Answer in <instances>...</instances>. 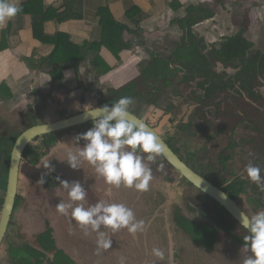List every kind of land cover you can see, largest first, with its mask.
I'll list each match as a JSON object with an SVG mask.
<instances>
[{
  "label": "rangeland",
  "instance_id": "374dc122",
  "mask_svg": "<svg viewBox=\"0 0 264 264\" xmlns=\"http://www.w3.org/2000/svg\"><path fill=\"white\" fill-rule=\"evenodd\" d=\"M231 1L226 0V3L221 6H215L216 11L218 10L222 15L216 18L214 27L206 24L201 28L202 31L215 28L216 35L212 36L207 33L205 34L206 39H221L227 31L231 32L234 29L231 23L233 16L238 23L242 22V17L236 15L235 4ZM160 28L162 29V27ZM161 29H153L151 34L154 35L149 38L141 36V46L137 47L135 54L146 51L148 58L151 56L150 53L148 54V50L154 54L162 55L167 54L170 50L172 52L176 50L182 41V35L170 34V29ZM260 30L264 31V26L258 27L250 35L259 48L261 47L259 46ZM159 31L164 32L161 34ZM133 56L131 55V59H128L129 63L126 66L131 65ZM94 61L95 59L92 64ZM23 65L28 78L25 79L20 92L17 93L19 95L12 99L2 100L4 94H0V136L8 135L6 137L10 141L16 134L20 135L33 126L75 116L88 111V107L98 108L102 100L109 99V89L114 88L113 86L118 82L113 77L100 79L96 75L93 65L90 67L83 63L82 75L73 77L77 89L71 92L69 98L55 103L49 96L50 80L44 82L42 74L33 71L26 61L23 62ZM126 70L130 73L135 69ZM216 71L219 76L226 77L227 81L233 82L237 74L240 73V71L225 69L223 66H217ZM73 73L75 74L74 71ZM182 77H178L176 85L169 89L164 96L155 97L159 99L155 100L154 98L151 100L153 102L149 100L143 106L134 104L131 110H139L141 118L155 126L158 132L167 139L180 135L182 139L179 140V144L184 157L188 161H194V166H197L200 171L206 172L207 163L211 161V158L216 166L218 154L228 147L231 140H234L237 142V146L232 149L231 153L233 157L231 176L240 175L244 179H249L245 168L249 163H252L262 169L261 175L264 177V101L259 105L245 94L240 97L234 92H228L219 97L213 96L216 97L214 103L211 107H207L205 104L198 103L201 98H205V93L197 88L198 82L191 83L187 92L181 91L178 95L177 86H179ZM240 84L242 82L235 84L238 90H240ZM3 88H7V86L1 82L0 89ZM258 92L262 94L259 99L264 100V86ZM246 98L249 105L254 108L248 105L249 108L245 112L237 101ZM217 106L220 109V114L233 106L235 115L238 117L234 121L221 118L214 112ZM167 110L170 111L169 115H165ZM211 119L214 121L212 122ZM185 125L189 126L185 129L186 132L183 131ZM220 125L221 127H219ZM92 127L85 125L57 134L58 142L50 150L44 145L42 146V141L35 144L36 147L42 146L41 152L47 153V155L38 166L33 167L28 162L25 167L26 171L21 179L22 204L14 215L4 246L5 250H9L10 247L26 245L39 247L37 245L38 235L46 231L48 225H51L59 249L65 251L73 259V264H242L244 254L241 249L243 244H239L238 238L234 235L232 237L231 234L220 232V240L216 241L213 246L214 251L208 252L197 246L180 231L176 219L179 209H182L195 221H204L206 217L201 214L199 209L201 207L198 208L193 202L198 195L197 189L179 173H175L171 177L167 176L158 169H153L146 161L152 170V180L148 190L141 192L134 188L119 189L105 186L107 184L104 179L95 172L92 165L83 160L80 162L79 169H72L67 162L68 154L77 152L79 147H83L85 143L81 140L77 145L75 137L87 132ZM223 127H229L233 133L223 132ZM195 149L203 150L199 156L198 154L193 156L192 153L195 152ZM250 152L255 153V156L250 157L248 155ZM201 154H203V158H200ZM195 161H201L202 164ZM0 163H3V160L0 159ZM54 174H59L61 180L81 183L87 190L86 207L100 201L125 204L133 210L136 220L144 222V230L131 234L127 229H121L113 233L111 229L102 226L101 231L105 232L107 238L112 239V247L108 250H98L97 232L89 230V234L85 235L84 229L72 220L71 210L67 216L56 211L55 206L61 200L65 203H71V201L62 187L56 190L45 189L47 188L45 178ZM42 179L44 183L40 184ZM4 186L5 180L1 184L2 188ZM253 187L256 189V198L259 197L258 195L261 197L263 195L264 199V191ZM252 197L246 198L242 206L250 216L260 211L257 208L258 203L255 201V196ZM2 200H4V194L0 193V206ZM153 248L163 251V259L152 254ZM3 255L7 258H4ZM10 263L11 259L8 258V254L0 252V264Z\"/></svg>",
  "mask_w": 264,
  "mask_h": 264
},
{
  "label": "trees",
  "instance_id": "16d2710c",
  "mask_svg": "<svg viewBox=\"0 0 264 264\" xmlns=\"http://www.w3.org/2000/svg\"><path fill=\"white\" fill-rule=\"evenodd\" d=\"M44 1L45 0H29L26 5L21 7L23 10L17 16L30 17L36 41L56 48L49 58H41L36 52L32 58L26 61L35 72L42 73L50 80L49 96L55 103L64 101L71 96L72 93L66 85L67 74L71 71H77L79 73L82 64L90 55L95 59L93 69L100 79L107 77L115 78L118 77L119 74L114 72V70L101 58L103 49H108L118 60H121L122 55L125 53L135 55L137 47H139V45L141 46V44H139V28L141 26L139 25L144 13L138 7L127 14L128 20L138 25V31H134L131 27L119 23L111 9L101 10L98 13V18L104 30L102 43H86L84 46L78 47L71 44L69 35L59 34L53 39H49L46 35V26L50 23L64 25L77 19L78 21H82L78 18L76 13H74V8L78 0H66V8L63 13L54 9L46 11L44 8ZM223 3H226V0H203L197 6H192L188 9L183 14L184 17H181L174 23V26L180 29L182 35V41L177 46L176 50L173 52L170 50L164 55L160 53L154 54L148 50L147 52L148 54L150 53L151 56L148 58L146 54L141 56L143 59L135 66L137 69L134 74L135 76L131 75L130 80H127V82L110 88L108 91L109 99L102 100L100 104L102 106L111 105L121 97L128 96L133 98V105L137 104V106H143L149 100L153 102L151 100L155 97L164 96L169 89L176 85L179 76L183 77L179 86H177L178 95H180L181 91L187 92L189 89L188 86L192 85L191 83L198 82L197 88L205 93V98H201L200 101H198L201 105L205 104V106L211 107L216 97L228 92H234L240 97L245 94L252 98V100H255V103L259 105L262 104L264 100L259 99V97H262V94L259 93L258 90H261L264 86V31L260 30L259 34L260 48L250 38L251 33L260 25L259 19L261 10L259 5L248 0L234 1L236 15L242 17L241 23L236 21L235 16L232 17L231 23L233 27L236 28L234 34H227L221 39L207 40L200 32L198 33V28L201 25L215 19V6H221ZM184 7L185 4H183L181 0H177L171 4V9L177 14H182L181 12H183ZM4 50L5 48H1V52ZM217 66H223L225 69L233 71H240V73L237 74L234 82L227 81L226 77L218 75L216 71ZM239 82H242V84H240V90L235 86V84ZM1 93L4 94L2 95V100L12 98L7 88L0 89V94ZM156 99L159 98H155V100ZM237 102L239 105H242V110L245 112L249 107L254 108L249 105L247 98ZM201 105L199 106L202 107ZM215 108V114H219L221 118H228L230 121H234V119L236 120L238 117L235 115L233 106H230L228 108L229 110H225L222 114H220L218 106ZM131 109L132 108H130V111L142 117L139 110L133 111ZM169 113L170 111L167 110L165 115H169ZM211 121L213 122L214 120L211 119ZM88 126L92 127L93 123ZM153 127L157 130L155 126ZM187 127L189 126H184V132L187 131L185 130ZM219 127H221V125ZM223 129V132L233 133V130L229 127H223ZM6 136L8 137V135L0 136V159L4 160L2 172L0 173V188L7 176L11 151L19 134H16L12 141ZM163 137L175 152L186 163L192 166L197 173L225 191L232 199L241 205V207L246 198H253L252 196H255V201L258 203L257 208H259L260 211L264 210L263 195L262 197L258 195L259 197L256 198V189L253 186L258 188L257 185L249 179H244L240 175L237 177L231 176L233 169V165H231V160L233 158L231 153L232 149L237 146L236 141L231 140L228 147L218 154L216 166L213 163V158H211V161L207 163L206 172H204L200 171L197 166H194V161H188L184 157L182 147L179 144L181 141L180 139H182L180 135H176L175 137L172 136L170 139H167L165 136ZM42 142V146L44 145L45 148L50 150L57 144L58 139L55 135H49L45 137ZM35 144L31 145L25 154L26 162H29L33 167L38 166L41 160L47 155V153L41 152L42 146L36 147ZM202 150L195 149L192 155L197 156L198 154L199 156ZM200 158H203V154H201ZM195 162L202 164L201 161ZM148 163L153 169L156 168L167 176L171 177L175 173H178L175 167H173L162 154L157 157L154 163ZM60 181L59 175L54 174L51 177L45 178V186L48 189L56 190L60 187ZM197 191L198 195L193 202L198 208L201 207L199 208L200 212L202 215H205L206 220L200 222L193 221L186 213L183 214L182 209H179L176 213V219L180 231L189 237L192 242L197 244V246L202 247L208 252L214 251L213 246L216 242L217 232H222L223 234L225 232L226 234H231L232 237L234 235L238 238L237 241L239 244H244V236L247 235L246 230H244L216 201L201 191ZM21 204L20 200L16 208H19ZM54 237V230L51 225H49L47 233L41 234L37 238L38 242H40V245L45 250H53L56 241ZM5 252L9 253L10 257L13 258L14 264H35L34 262H36V264H43L40 262V258L46 257L31 245L19 246L16 248L11 247ZM61 257L65 258L66 263L73 264V261L66 253L61 254Z\"/></svg>",
  "mask_w": 264,
  "mask_h": 264
},
{
  "label": "clouds",
  "instance_id": "9594fccd",
  "mask_svg": "<svg viewBox=\"0 0 264 264\" xmlns=\"http://www.w3.org/2000/svg\"><path fill=\"white\" fill-rule=\"evenodd\" d=\"M22 10L20 0H0V27ZM133 103V98L124 96L111 105L88 107L85 115L93 120V127L75 137L77 145L81 140L85 143L77 152L68 154L67 162L72 169H79L83 160L92 165L109 186H124L141 192L148 190L152 170L146 161L154 163L163 149L158 136L146 123L131 118ZM248 155L254 157L255 153ZM245 172L249 180L264 191L262 169L249 163ZM39 183L43 184L44 180ZM60 187L67 192L71 203L61 200L55 206L56 211L67 216L71 210L72 220L84 229L85 235L89 234V230L97 232L98 250L112 247V239L101 231L102 226L113 233L121 229H127L131 234L144 230V222L136 220L133 210L125 204L100 201L86 207L87 190L80 182L61 180ZM240 223L247 232L241 249L244 254L242 264H264V210L251 216L241 212ZM152 254L159 259L164 257L159 248H153Z\"/></svg>",
  "mask_w": 264,
  "mask_h": 264
},
{
  "label": "crops",
  "instance_id": "0c3cea01",
  "mask_svg": "<svg viewBox=\"0 0 264 264\" xmlns=\"http://www.w3.org/2000/svg\"><path fill=\"white\" fill-rule=\"evenodd\" d=\"M175 1L177 0H78L74 8V13H76L78 18L82 21H78L77 19L64 25L50 23L46 26V35L49 39L56 38L59 34L69 35L71 38V44L78 47H82L86 43L100 44L104 38V30L100 24L98 13L101 10L111 9L119 23L131 27L134 31H138L140 29L139 44H141V36L149 38L151 35H154L151 34L153 29H161L160 27H162V29L165 28L166 30L170 29V34L180 36L181 31L178 27L174 26V23L181 17H184L183 14L188 9L192 6H197L203 0H181L183 4H185L184 10L181 12L182 14H177L171 9V4ZM248 1L259 5L261 10L259 27H263L264 0ZM28 2L29 0H20V6L22 7L23 5H26ZM231 3L234 4V0H232ZM136 7L141 9L144 13L143 18L140 20L139 26L141 27L139 29L137 24H133L127 18V14L132 12V10ZM44 8L46 11L54 9L63 13L66 8V0H45ZM220 15L222 14H220L217 10L215 19L201 25L198 28V33L200 32L203 36L207 33L212 36L216 35L215 28H210L209 30L204 31H202L201 28L205 27L206 24L214 27V22H216V18ZM31 21L30 17L16 16L12 20L8 21L4 27H0V84L2 82L7 86V90L10 92L9 94L12 98L19 95L17 93H19L20 89L23 87V84L26 81L25 79L28 78L23 62L32 58L36 52L41 58H49L56 49L54 46L44 45L36 41ZM162 32L164 31H159V33L163 34ZM235 32L236 28L234 27L231 32L228 33L227 31L226 35H230L232 33L234 34ZM1 48H5V50L1 52ZM145 52L146 51L137 55L135 54L131 65L128 64L129 66H126V64L129 63L128 59H131L132 54L125 53L122 55L121 60H118L108 49H103L101 53L102 58L114 70V72L119 74L118 77H115V81H118L119 83L116 82L114 86L130 80V76L136 73V64L143 59L141 56L146 54ZM93 60L94 57L91 56L87 58L84 64L91 67L93 65ZM82 66L79 73L74 71V74L73 71H71L67 74L66 85L71 92L77 89V86L73 81V77H80L82 75ZM129 68H133L135 70L129 73L127 72L128 70H126ZM42 76L44 77V82H47L48 79L43 74Z\"/></svg>",
  "mask_w": 264,
  "mask_h": 264
},
{
  "label": "water",
  "instance_id": "95a60500",
  "mask_svg": "<svg viewBox=\"0 0 264 264\" xmlns=\"http://www.w3.org/2000/svg\"><path fill=\"white\" fill-rule=\"evenodd\" d=\"M130 114L133 120H142L152 129L154 134L158 136L163 149L161 154L173 167H175L177 172L184 179L190 182L193 187L216 201L241 225L240 213L247 212L244 211L243 208L225 191L193 170L192 167L175 152L167 140L151 124L132 111H130ZM90 123H93V120L87 117L85 112H83L79 115L72 116L57 122L34 126L19 136L11 153L6 196L0 216V247L8 232V228L15 209L16 200H18L17 196H19L20 191L21 168L23 166L25 154L28 148L35 141L42 137L60 133ZM105 186L109 185L107 184ZM121 188H124V186L119 187V189Z\"/></svg>",
  "mask_w": 264,
  "mask_h": 264
},
{
  "label": "flooded vegetation",
  "instance_id": "af4514ba",
  "mask_svg": "<svg viewBox=\"0 0 264 264\" xmlns=\"http://www.w3.org/2000/svg\"><path fill=\"white\" fill-rule=\"evenodd\" d=\"M12 99V98H11ZM99 107H102V105L101 104H99ZM81 114V113H80ZM77 115H79V114H77ZM76 116V115H75ZM72 117V116H71ZM67 118H70V117H67ZM64 119H66V118H64ZM63 120V119H62ZM53 123V122H52ZM91 124V123H90ZM42 125V124H41ZM87 125H89V124H87ZM83 126H85V125H83ZM34 127V126H33ZM80 127H82V126H80ZM32 128V127H31ZM77 128H79V127H77ZM74 129V128H73ZM26 132V131H25ZM61 133V132H60ZM57 134H59V133H56V134H53V135H57ZM21 135V134H20ZM19 135V136H20ZM49 136V135H48ZM45 137H47V136H45ZM45 137H42V138H40V139H38L37 141H35L33 144H35V143H38V141L39 140H41V141H43V139L45 138ZM19 138V137H18ZM17 138V139H18ZM17 141V140H16ZM16 141H15V143H16ZM40 142V141H39ZM15 143H14V145H15ZM32 144V145H33ZM14 147V146H13ZM12 150H13V148H12ZM11 153H12V151H11ZM10 159H11V157H10ZM2 160V159H1ZM27 163L28 162H26V159H24V162H23V166H22V168H21V177H20V191H19V196H17V199L18 200H16V205H15V209H14V212H13V215H12V219H11V222H10V225H9V228H8V232H7V234H6V237H5V239H4V241H3V243H2V245H1V247H0V252L1 253H6L5 251H7V250H5V248H4V246H5V243H6V241H7V238H8V235H9V230H10V227H11V224H12V221H13V219H14V215H15V213H17V211H18V209L19 208H16V207H18V203H19V201L21 200L22 201V195H21V179H22V176H23V173L26 171V169H25V167H26V165H27ZM2 164H4V160H3V163H0V173L2 172ZM9 165H10V160H9V162H8V172H7V176L5 177V186L2 188H0V193H3L4 194V200H2V204H1V206H0V208H1V211L0 212H2V209H3V205H4V201H5V196H6V188H7V181H8V174H9ZM192 167V166H191ZM193 169V168H192ZM194 170V169H193ZM165 174V173H164ZM199 174V173H198ZM59 175V174H58ZM204 177V176H203ZM190 183V182H189ZM191 184V183H190ZM195 188V187H194ZM44 189V188H43ZM46 190L48 189V188H45ZM196 189V188H195ZM198 190V189H197ZM2 197H3V195H2ZM20 207V206H19ZM183 214H185V212H183ZM0 216H1V213H0ZM192 219V218H191ZM193 221H195V220H193ZM197 222H200V221H197ZM49 226V225H48ZM48 229V228H47ZM44 233H47V230L46 231H44V232H42L41 234H44ZM222 233V232H221ZM41 234H39V235H41ZM223 234V233H222ZM38 235V236H39ZM216 235H217V237H216V241H218V240H220V238H219V235H220V232L218 233H216ZM55 236V235H54ZM55 238V237H54ZM37 245L39 246V247H34V248H36L37 249V251H39V252H41L42 254H44L46 257H41L40 258V262H42L43 264H69V263H66L65 261V258H63V257H61V254H65V251H63V250H60L59 249V247H58V245H57V241H55V244H54V246H53V250H45L41 245H40V242H38L37 241ZM19 247V246H18ZM20 247H22V246H20ZM58 247V248H57ZM11 248V247H10ZM16 248V247H15ZM43 250H42V249ZM6 254H8V258H10L11 259V263L10 264H14V260H13V258H11L10 257V255H9V253H6ZM50 254H53V255H50ZM4 256V258H7V257H5V255H3ZM69 258H71L69 255H67ZM71 260L73 261V259L71 258ZM35 264H36V262H34Z\"/></svg>",
  "mask_w": 264,
  "mask_h": 264
}]
</instances>
